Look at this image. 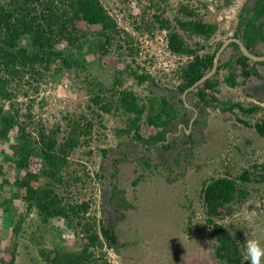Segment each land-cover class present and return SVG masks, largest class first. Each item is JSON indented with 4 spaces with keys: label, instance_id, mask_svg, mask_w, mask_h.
I'll use <instances>...</instances> for the list:
<instances>
[{
    "label": "rangeland",
    "instance_id": "obj_1",
    "mask_svg": "<svg viewBox=\"0 0 264 264\" xmlns=\"http://www.w3.org/2000/svg\"><path fill=\"white\" fill-rule=\"evenodd\" d=\"M102 2L117 21L121 34L107 46V53L92 50L100 41L96 32L101 27L87 26L80 21V27L92 32L91 39L84 45L86 59L91 63L80 71V75L76 69L57 73L44 71L38 81H33L35 89L21 80L20 91L28 92L25 96L20 93L17 99L22 103L19 108L21 120L28 121V114H31L32 126L37 128L41 124L63 122L68 114L87 111L89 117H96L99 109L90 100L91 93L98 90V86H94L101 82L105 95L109 96L114 78L121 79L117 87L133 90L143 101L153 95L165 96L179 110V117L169 127V148H163L161 143L147 147L125 135L118 136L116 130L126 126L127 113L101 111V121L96 122L93 140L89 144L83 142L73 158L86 164L96 192L97 213L118 235V244L107 251L110 264H221L215 257L216 239L205 219L200 192L210 176L225 172L236 175L243 168L264 162V137L254 127L256 122L264 120V79L250 75L243 81L238 64L234 63L232 68L222 67L217 75L219 85L215 94L218 100L211 106L198 107L194 124L188 130L195 112L180 102L182 92L178 89V65L186 57L168 49L167 30L162 28L160 20L168 18L176 27V16L187 17L182 7L195 8L199 13L197 17L218 25L216 34L206 39L179 30L190 43L200 41L205 50L213 51L219 42L237 33L241 19L252 16L255 0ZM255 51L264 54V41H259ZM239 54V49L228 46L220 62L235 59ZM252 64L264 75V65ZM130 69L151 76L138 83L129 75ZM230 70L235 71L236 85L227 80ZM186 98L191 106L198 100L194 93H188ZM234 102L244 106L258 104L259 108L253 113H244L238 108L229 110ZM5 104L7 108L9 101ZM145 117L146 113L141 131L144 136H149L155 132V127L147 124ZM239 118L250 124L245 125ZM15 135L16 129L11 131L10 141L0 143V150L9 152ZM103 147L108 148L106 155L101 152ZM142 155L149 157L151 167L141 162ZM30 163L31 169L37 172L40 158L35 156ZM3 171L0 179L6 177L10 181L24 174V171L18 172L12 162H4ZM96 173L103 175L101 181ZM136 176L141 178L134 185ZM255 176L252 175L250 182L244 185L247 197L223 207L219 221L226 226H238L247 240L257 239L264 247V180L256 181ZM113 185L117 186L115 191ZM19 193L24 194V190ZM3 194H8V189ZM13 203L15 209L12 212L6 213L0 208V264L8 262L13 255L14 264H45L39 252L41 245L45 248H53L58 242L59 246L76 245L75 235L63 218H52L43 223L35 211L21 219V228L15 232L13 227L26 210L22 199L16 198ZM261 264H264V258Z\"/></svg>",
    "mask_w": 264,
    "mask_h": 264
},
{
    "label": "trees",
    "instance_id": "obj_2",
    "mask_svg": "<svg viewBox=\"0 0 264 264\" xmlns=\"http://www.w3.org/2000/svg\"><path fill=\"white\" fill-rule=\"evenodd\" d=\"M150 6L153 7V4ZM182 10L187 17L176 16V27L168 18L160 20L162 28L167 30L168 49L173 54L186 57L178 65V89L181 92L211 69L215 53L223 42H219L213 51L205 50V45L200 41L190 43L180 30L189 36L208 39L216 34L218 25L197 17L199 13L195 8L184 6ZM263 16L264 0H256L253 17L245 24L243 36L246 46L251 50L252 44L259 39L264 40V32L258 27L255 33L248 34L247 29ZM155 17L160 19L157 14ZM80 21L87 26L101 27L96 32L101 37L100 41L96 42V49L92 50L107 53V46L112 45L121 34L117 21L102 0H0V143L10 141V133L16 129L15 142L9 146L11 150H0L3 158L0 160V176L4 172V162H12L18 172L24 171L23 175L13 181L6 177L0 179V208L6 213L12 212L15 209L14 199H22L26 212L21 213L20 220L15 223V232L21 228V219L32 211H35L43 223H48L52 218L65 220L75 235L76 245L59 246V242L53 248L41 245L39 252L45 264H110L107 251L118 244L116 231L107 226L97 213V197L90 171L84 162L73 158L74 152L83 142L89 144L93 140L96 122L101 121V111L109 113L122 110L127 113L126 126L118 128L116 134L125 135L131 141H140L147 147L161 143L163 148H169V127L179 117L178 108L165 96L153 95L143 101L133 90L117 87L121 79L114 78L113 91L109 96L105 95L101 82L94 86H98V90L91 93L90 100L99 109V112L93 111L96 112V117H89L87 111L68 114L63 122L41 124L37 128L32 126L31 114H28V121H22L19 110L22 103L17 99L20 93L25 96L28 92L20 91L21 80L35 89L33 81H38L44 71L52 70L57 73L76 69L80 75V71L87 69L91 63L86 59L87 50H84V45L91 39L92 32L80 27ZM243 23L244 20L241 19L237 33L232 36H241L238 33L241 32ZM60 45L64 47H59ZM229 46L239 49L237 42H232ZM234 63L240 66L243 81L249 79L250 75L257 78L262 76L252 60L243 53L235 59L220 62L217 72L198 86L194 93L198 99L196 108L201 105L211 106L218 100L215 92L218 91L219 70L224 66L232 68ZM257 63L264 65V61ZM128 73L138 83L151 76L137 69H130ZM235 78V71L230 70L227 80L231 85H236ZM73 79L76 80L77 75ZM7 100L9 106L6 108ZM33 102L34 100L28 105L29 111ZM180 102H183L182 99ZM228 108L253 113L259 105L244 106L241 102H234ZM145 113L146 123L155 127V132L149 136H144L141 131ZM239 120L245 125L250 124L240 118ZM254 127L264 137V120L256 122ZM107 151V147L101 149L103 155ZM35 156L40 158L37 172L30 166ZM141 162L151 167L149 157L142 155ZM254 174L256 181L264 180V162L254 163L251 168H243L236 175L225 172L210 176L201 188L205 219L214 232L215 257L221 264H247L244 249L247 237L238 226H226L219 220L222 218L223 207L247 197L248 191L244 185L250 182ZM95 176L100 181L103 178L101 173H96ZM140 178L136 176L133 184H137ZM112 188L115 191L117 186L113 185ZM6 189L8 194H3ZM21 189L24 194L19 193ZM14 261L15 255L5 264H14Z\"/></svg>",
    "mask_w": 264,
    "mask_h": 264
},
{
    "label": "water",
    "instance_id": "obj_3",
    "mask_svg": "<svg viewBox=\"0 0 264 264\" xmlns=\"http://www.w3.org/2000/svg\"><path fill=\"white\" fill-rule=\"evenodd\" d=\"M232 42H237L238 44V48L240 50V53H243L245 56H247L249 59L255 61V62H261L264 61V55H258L255 52H253L252 50H250L245 44L244 42L239 38V37H234V36H230L227 39H225L221 46L217 49L215 56H214V60H213V66L211 67V69L209 71H207L201 78H199L198 80H196L192 85H190L188 88H186L183 92H182V101L183 104L187 107H190L194 110V117L191 119V123H190V127L188 128V130L191 128V124L194 122L195 120V116L198 112V109L195 106H191L188 101H187V94L188 93H195L198 86H200L201 84H203V82H205L207 79L211 78L218 69V65L220 63V59L222 57V54L224 52V50L232 43Z\"/></svg>",
    "mask_w": 264,
    "mask_h": 264
},
{
    "label": "clouds",
    "instance_id": "obj_4",
    "mask_svg": "<svg viewBox=\"0 0 264 264\" xmlns=\"http://www.w3.org/2000/svg\"><path fill=\"white\" fill-rule=\"evenodd\" d=\"M183 103V102H182ZM245 258L248 264H261L264 258V247L257 239H248L244 243Z\"/></svg>",
    "mask_w": 264,
    "mask_h": 264
},
{
    "label": "crops",
    "instance_id": "obj_5",
    "mask_svg": "<svg viewBox=\"0 0 264 264\" xmlns=\"http://www.w3.org/2000/svg\"><path fill=\"white\" fill-rule=\"evenodd\" d=\"M255 2H256V0H255ZM255 2H254V4L253 5H255ZM254 9V8H253ZM253 17V11H252V16L250 17V18H247V19H245L244 20V23L242 24V26H241V36H240V38H243V36H244V31H245V24L251 19ZM263 18V19H262ZM264 20V16L263 17H261L259 20H257V21H254L253 22V24L250 26V27H248V34H253V33H255L256 32V29H255V27H261L262 28V31L264 32V23H263V21L262 20ZM260 22V24H258ZM252 31V32H251ZM251 32V33H250ZM259 41H264V40H258L255 44H252V49L254 50V52L256 53V51H255V47L257 46V44L259 43ZM256 54H258V53H256ZM258 55H262V53H259ZM220 61H221V59H220ZM261 74H262V76L260 77V78H257V77H255L256 79H264V75H263V73L261 72ZM190 123H191V121H190ZM193 124H194V122L191 124V127L193 126ZM189 127H190V124H189Z\"/></svg>",
    "mask_w": 264,
    "mask_h": 264
},
{
    "label": "flooded vegetation",
    "instance_id": "obj_6",
    "mask_svg": "<svg viewBox=\"0 0 264 264\" xmlns=\"http://www.w3.org/2000/svg\"><path fill=\"white\" fill-rule=\"evenodd\" d=\"M240 38V37H239ZM243 42H244V44H245V40H244V38H240ZM246 45V44H245ZM250 49V48H249ZM251 50V49H250ZM253 52H254V50H252ZM262 55H264V54H262ZM252 62H254L255 63V61H253L252 60ZM257 63V62H256ZM194 93V92H193Z\"/></svg>",
    "mask_w": 264,
    "mask_h": 264
}]
</instances>
